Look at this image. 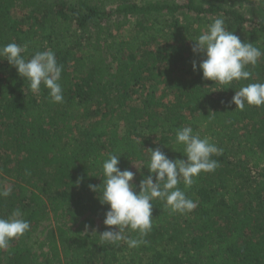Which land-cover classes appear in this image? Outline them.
I'll list each match as a JSON object with an SVG mask.
<instances>
[{
  "label": "trees",
  "instance_id": "trees-1",
  "mask_svg": "<svg viewBox=\"0 0 264 264\" xmlns=\"http://www.w3.org/2000/svg\"><path fill=\"white\" fill-rule=\"evenodd\" d=\"M218 17L264 53V0H0V46L27 44L26 58L52 50L64 96L51 102L43 84L32 93L0 60V179L10 181L0 218L20 209L30 223L0 264H264V106L229 104L264 83V55L248 80L202 79L192 40ZM185 126L220 150L214 172L178 185L197 207L171 213L156 199L147 243L102 245L108 206L88 185L102 183L103 161L140 162L138 186L148 148L184 158L174 142Z\"/></svg>",
  "mask_w": 264,
  "mask_h": 264
},
{
  "label": "clouds",
  "instance_id": "clouds-1",
  "mask_svg": "<svg viewBox=\"0 0 264 264\" xmlns=\"http://www.w3.org/2000/svg\"><path fill=\"white\" fill-rule=\"evenodd\" d=\"M192 41L193 56L202 57L199 61L193 59V71H201L202 79L220 85L248 80L252 73L246 70L247 66L255 67L264 55L252 42H244L228 30L222 17L215 18ZM27 48V44L18 45L14 42L0 46V60H7L9 65L16 68L18 75L29 82L32 93H39L43 84L51 102L63 103L60 83L63 66L57 63L55 53L52 50L36 51L31 58H26L24 53ZM232 103L235 109L241 111L246 105L264 106V83L241 86L229 101V104ZM174 143L183 146L184 158L172 159L159 147L148 148L150 158L146 168L149 175L138 186L133 183L136 174L119 167L120 155L110 153L103 161L102 183L88 185L93 192L102 191L100 204L108 206L103 220V224L108 227L99 233L102 245H116L123 241L129 248H136L147 243L143 238L152 230V202L156 199L163 201L171 213L184 215L197 207V203L178 185L182 183L184 188H190L194 177L201 172H214L219 163L211 157L219 154L220 150L210 138H201L191 126L178 128ZM169 145L173 151L181 153ZM9 194L10 191L5 190L0 192V197ZM29 229L30 223L23 218L20 209L13 210L8 218H0V249H7L11 240L23 236ZM126 232L136 233L138 238H132Z\"/></svg>",
  "mask_w": 264,
  "mask_h": 264
},
{
  "label": "rangeland",
  "instance_id": "rangeland-1",
  "mask_svg": "<svg viewBox=\"0 0 264 264\" xmlns=\"http://www.w3.org/2000/svg\"><path fill=\"white\" fill-rule=\"evenodd\" d=\"M248 14L251 16L253 15V12H251V10L248 11ZM12 16L14 17L15 14L12 13ZM16 17V16H15ZM141 166V163L140 162H137V161H133L132 164H131V171H133L135 174L138 173V170ZM136 176V175H135ZM135 178V177H134ZM10 187V181L5 179V180H1L0 179V191H5L7 190L8 188ZM99 224H101V220L100 219H96L95 220V227L99 226ZM36 235H39V234H36ZM3 251L6 250V249H2Z\"/></svg>",
  "mask_w": 264,
  "mask_h": 264
}]
</instances>
